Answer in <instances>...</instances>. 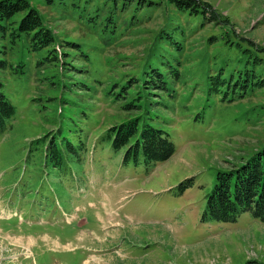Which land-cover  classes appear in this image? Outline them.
Wrapping results in <instances>:
<instances>
[{"label":"rangeland","instance_id":"rangeland-1","mask_svg":"<svg viewBox=\"0 0 264 264\" xmlns=\"http://www.w3.org/2000/svg\"><path fill=\"white\" fill-rule=\"evenodd\" d=\"M135 1L31 0L53 35L42 48L18 28L25 11L0 31L16 109L0 133V264H264L249 211L202 220L218 173L234 180L264 145V0H199L214 18ZM129 119L167 133L172 155L123 162L107 132Z\"/></svg>","mask_w":264,"mask_h":264},{"label":"trees","instance_id":"trees-1","mask_svg":"<svg viewBox=\"0 0 264 264\" xmlns=\"http://www.w3.org/2000/svg\"><path fill=\"white\" fill-rule=\"evenodd\" d=\"M45 1L52 3L55 0ZM117 1H121L123 7L134 2V0H115V3ZM171 1L178 8L184 9L183 4L191 5L195 11H197L196 7L201 5L202 11L208 12L211 18L217 13L207 2ZM135 2L138 4V0ZM18 11H25L18 28L33 42L31 48L48 46L53 41L52 31L43 23L39 10L31 0H0V31L5 32V24H10V19ZM51 52L53 49L49 50V53ZM15 112V106L4 93L0 92V133L5 131L8 120ZM107 136L111 139L113 149L125 148L123 162L138 163L141 156L145 164H152L168 159L174 152V143L167 133L149 124L139 126L137 119L112 125L108 128ZM231 175L233 173H218L216 183L207 195L202 220L233 222L241 213L249 211L253 217L264 223V145L236 169L234 180L231 179ZM255 262L248 260L242 264H256Z\"/></svg>","mask_w":264,"mask_h":264}]
</instances>
